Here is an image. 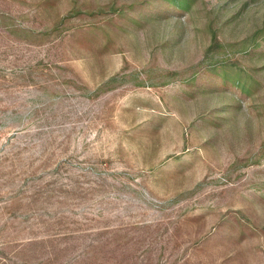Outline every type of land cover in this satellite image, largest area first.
<instances>
[{
  "label": "rangeland",
  "instance_id": "rangeland-1",
  "mask_svg": "<svg viewBox=\"0 0 264 264\" xmlns=\"http://www.w3.org/2000/svg\"><path fill=\"white\" fill-rule=\"evenodd\" d=\"M0 264H264V0H0Z\"/></svg>",
  "mask_w": 264,
  "mask_h": 264
}]
</instances>
